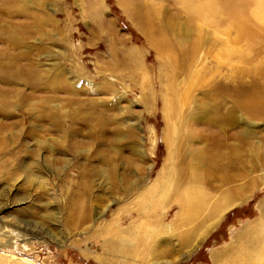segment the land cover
Listing matches in <instances>:
<instances>
[{
    "label": "rangeland",
    "instance_id": "rangeland-1",
    "mask_svg": "<svg viewBox=\"0 0 264 264\" xmlns=\"http://www.w3.org/2000/svg\"><path fill=\"white\" fill-rule=\"evenodd\" d=\"M38 2L41 7L35 11L38 17H52L44 23L49 31L37 34L33 28L34 34L29 33L32 36H21L22 46L13 47V42L7 41L2 48L0 42V50L7 53L5 62L27 65L25 60L15 58L28 55L43 69L63 66L66 71L56 73L68 77L69 89L65 91L53 80L56 73L46 79L49 82L43 80L38 86L24 79L0 82V98L10 90L18 92L12 98L16 110L10 115L0 114L4 129L0 127L9 142L7 153L0 155V209L4 208L3 212L0 210V226L4 228L0 230V264H103L106 226L120 216L125 220L117 231L134 223L140 225L136 197L155 181L168 153L162 77L169 70L164 67L155 41H163V36L174 45L175 41L186 42L192 36L193 33H186L179 38L167 28L170 22L183 28L201 27L202 36L212 33L217 40L216 44L208 41L206 47L211 50L201 49L196 65L183 62L191 55L176 51V61H181L170 70L177 75L182 71L177 79L178 92L183 101L187 100L185 113L192 114L196 110L193 96L199 95L195 89L198 86L200 92L203 89L200 84L204 77L198 74L204 73L206 66L219 73L216 53L229 36L220 35L221 28L214 34V27L194 23L185 13L179 14L169 0L158 3L160 15L154 20L150 17L153 6L148 0ZM12 14L6 17L26 22L25 15ZM18 25L22 30V24ZM230 34L232 45L240 41L236 31ZM261 40L255 47L256 59L264 62ZM238 45L243 46V42ZM231 70L230 66L225 67V72L230 74ZM206 75L207 82L215 79V75ZM148 90L150 99L145 96ZM92 102L98 105L97 109L88 107ZM58 112L65 115L62 124L53 120ZM258 125H255L258 132L252 137L256 143L260 134L264 135V121ZM187 130L185 125L184 133ZM116 131L121 137L115 136ZM110 156L114 157L111 162ZM129 160L136 185L133 196L113 192L111 188L115 179L111 169H116L115 180L120 181ZM256 173L254 178L260 179V173ZM263 198L264 185H261L244 204L231 208L195 248L171 251L169 246L164 247L166 254L157 258L149 249L153 240L150 237L131 262L213 264L212 252L231 243L233 236L257 217L258 203ZM76 200L91 207V216L82 226L76 225L72 216L76 206L70 204ZM179 210L175 203L158 210L152 218L153 230L160 229V221L165 224L177 221Z\"/></svg>",
    "mask_w": 264,
    "mask_h": 264
},
{
    "label": "bare ground",
    "instance_id": "bare-ground-1",
    "mask_svg": "<svg viewBox=\"0 0 264 264\" xmlns=\"http://www.w3.org/2000/svg\"><path fill=\"white\" fill-rule=\"evenodd\" d=\"M148 1L153 6L150 17L154 20L160 15L158 3L165 0ZM169 1L179 14L185 13L194 23L203 27H214V34L217 33V28H221L220 35H227L229 39L216 53L219 73L206 66L205 72L198 74L204 77L200 84L203 89L202 95L198 90L200 86L195 89L199 95L193 96L196 110L192 114L185 113L183 108L187 100L183 101V96L178 92L177 79L182 71L178 73V77L177 73L170 70L181 61H176V51L191 55L183 62L196 65L199 64L201 49L208 46V41L216 44L217 40L213 39L212 33L202 36L201 27L199 29L189 25L183 28L170 22L167 28L179 38H183L186 33H193L192 36L186 42L175 41L174 45L172 40L169 39L168 42L163 36V41H155V46L163 57L164 67L169 70L162 77L165 82L163 98L167 120L164 138L168 153L155 181L149 183L145 189L140 188L141 191L138 189L140 192L136 198L139 202L137 213L141 219L140 225L136 226L134 223L126 230L117 231L116 228L125 220L124 216H120L106 226L105 233H108L109 238L105 239L106 254L102 258L103 264H119L123 261L132 264L139 247L144 246L143 243L150 237L153 240L152 245L149 243V249L157 258L166 254L164 247H170L171 251L195 248L206 239L231 208L244 204L257 188L264 185V135L260 134L257 143L252 140L253 135L258 132L255 125L264 121V62L256 59L255 51L261 39L264 47V0ZM40 10L38 0H0L2 48L7 41L13 42V47L22 46L21 36H32L29 33L34 34L33 28L37 34L45 32L48 28L44 23L48 21V17H52L44 15L39 18L35 11ZM12 13L25 15L26 22H16L12 16L8 19L6 16ZM18 23L22 24V30ZM233 30L237 32V39L240 41L232 45L230 32ZM20 31L22 33L18 34ZM241 42L243 46L238 45ZM212 47L215 49V46ZM6 55L4 50H0V82L24 79L25 82L38 86L43 80L49 82L46 79L56 71H66L63 66L43 69L39 62L27 58L28 55L20 58L17 55L15 58L25 60L27 65L16 61L5 62ZM228 66L232 68L230 74L225 72V67ZM206 73L212 74L211 77L215 75V79L207 82ZM61 74L56 73L53 80L67 91L68 77L60 76ZM203 74L205 75L202 76ZM16 95V90H10L0 98L1 115H10L16 110L17 105L12 100ZM145 96L149 99L152 97L149 90L145 92ZM88 107L97 109L98 105L92 102ZM62 115V112L56 113L53 119L56 124H62L65 118ZM185 125L188 126L187 133H184ZM0 126L4 129V125ZM1 127L0 155H3L4 152L7 153L9 142ZM117 135L120 136L116 131L115 136ZM108 159L111 162L114 157L110 156ZM131 160L127 162L126 174L120 181L115 180L118 174L116 169H111L110 174L115 178L111 186L113 192L134 195L136 185L130 173ZM199 165L205 168L202 169ZM256 172L260 173V179L254 178ZM103 175L108 177L105 173ZM170 203L177 204L180 209L176 215L177 221H172L171 224L160 221V229L153 230L152 218L158 210L164 209ZM70 205L76 206V211L72 210L75 224L84 225L91 216V207L83 200H76ZM0 210L3 212L4 208ZM3 229L0 226V230ZM141 257L144 258V255ZM212 260L213 264H264V198L258 203L257 217L236 233L231 243L213 251Z\"/></svg>",
    "mask_w": 264,
    "mask_h": 264
}]
</instances>
